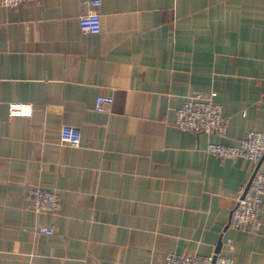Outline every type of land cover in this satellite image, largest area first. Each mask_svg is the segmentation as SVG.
<instances>
[{
	"label": "crops",
	"instance_id": "1",
	"mask_svg": "<svg viewBox=\"0 0 264 264\" xmlns=\"http://www.w3.org/2000/svg\"><path fill=\"white\" fill-rule=\"evenodd\" d=\"M89 1L0 7V264H164L169 251L264 264V202L261 231L229 224L254 163L208 151L264 131V0H101L98 34L80 28ZM195 91H216L225 137L175 124ZM33 186L59 193V215L26 208Z\"/></svg>",
	"mask_w": 264,
	"mask_h": 264
},
{
	"label": "built area",
	"instance_id": "2",
	"mask_svg": "<svg viewBox=\"0 0 264 264\" xmlns=\"http://www.w3.org/2000/svg\"><path fill=\"white\" fill-rule=\"evenodd\" d=\"M41 0H0V7H17L25 2ZM101 0H90V8L79 17L82 31L98 34L102 30V16L99 10ZM216 91L205 94L195 91L185 97L183 105L178 109L175 124L182 130L207 135L225 137L228 132V118L225 116L222 104L217 100ZM113 97L101 94L97 97L95 109L102 112L110 110ZM11 115H30L32 107L13 103L10 106ZM62 143L70 146H80L81 133L71 126H64L60 131ZM208 151L219 158L236 159L245 157L253 161L254 170L251 181L238 189L235 205L231 210L229 224L249 233L261 231L263 226L262 206L264 202V131L252 130L236 145L221 142H210ZM26 208L36 213L59 215L62 201L57 191L33 186L27 189ZM40 233L52 234L54 226H37ZM230 251H234L232 239L227 240ZM164 264H234L231 255L218 253L215 255H191L169 251L165 255Z\"/></svg>",
	"mask_w": 264,
	"mask_h": 264
}]
</instances>
